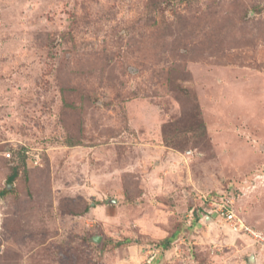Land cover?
<instances>
[{
    "label": "rangeland",
    "instance_id": "rangeland-1",
    "mask_svg": "<svg viewBox=\"0 0 264 264\" xmlns=\"http://www.w3.org/2000/svg\"><path fill=\"white\" fill-rule=\"evenodd\" d=\"M0 196V264H264V0H0Z\"/></svg>",
    "mask_w": 264,
    "mask_h": 264
},
{
    "label": "built area",
    "instance_id": "built-area-1",
    "mask_svg": "<svg viewBox=\"0 0 264 264\" xmlns=\"http://www.w3.org/2000/svg\"><path fill=\"white\" fill-rule=\"evenodd\" d=\"M6 158L10 159L12 157L11 152L4 154ZM230 199H222L220 203L217 204V210L215 211L220 217L231 222L233 227L237 231H245L247 234L252 236L253 240L257 244H264V232L254 231L249 227L243 220L238 219L235 211L233 210V204ZM3 205V198L0 196V206ZM1 209V208H0ZM214 212V213H215ZM3 230V213L0 211V231Z\"/></svg>",
    "mask_w": 264,
    "mask_h": 264
},
{
    "label": "trees",
    "instance_id": "trees-1",
    "mask_svg": "<svg viewBox=\"0 0 264 264\" xmlns=\"http://www.w3.org/2000/svg\"><path fill=\"white\" fill-rule=\"evenodd\" d=\"M14 179H15V175L11 176L8 179V186H7V188L5 189V191L3 193H7V191H9L12 188V183H13Z\"/></svg>",
    "mask_w": 264,
    "mask_h": 264
}]
</instances>
